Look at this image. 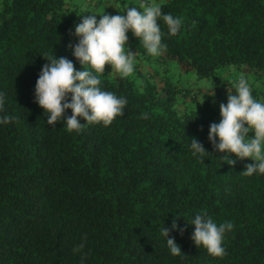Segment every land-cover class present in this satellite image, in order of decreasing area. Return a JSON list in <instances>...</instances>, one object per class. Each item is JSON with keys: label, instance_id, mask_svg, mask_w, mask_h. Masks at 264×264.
<instances>
[{"label": "trees", "instance_id": "1", "mask_svg": "<svg viewBox=\"0 0 264 264\" xmlns=\"http://www.w3.org/2000/svg\"><path fill=\"white\" fill-rule=\"evenodd\" d=\"M155 2L181 20L179 31L169 35L158 18L166 50L156 57L129 31L130 77L114 76L110 65L103 74L87 67L101 90L127 104L110 125L77 117L85 125L69 133L63 120L71 109L48 125L34 89L54 56L81 70L67 45L78 42L75 26L92 13L68 0H0V119L13 118L0 123V264H264V174L243 175L252 161L233 155L229 165L208 140L219 106L236 92L228 75L254 80L252 96L264 102V0ZM118 3L89 5L101 14ZM190 72L223 90L195 92L175 80ZM193 138L209 154L194 156ZM205 211L217 226L233 224L223 257L191 239L192 221ZM163 227L181 255L171 254Z\"/></svg>", "mask_w": 264, "mask_h": 264}, {"label": "clouds", "instance_id": "2", "mask_svg": "<svg viewBox=\"0 0 264 264\" xmlns=\"http://www.w3.org/2000/svg\"><path fill=\"white\" fill-rule=\"evenodd\" d=\"M137 7H128L126 14L109 16L84 15L81 22L75 26L73 36L78 38L75 45L69 44L74 57L79 61L81 70H76L73 62L66 57L48 60L43 65L36 81L35 102L47 114L46 123L55 126L65 117L67 109H71V116L65 118L66 130L79 133L85 124H100L108 126L117 116L123 115L127 100L116 94L101 90L98 75L87 70L90 67L97 74H103L105 65L111 66V74L119 78L130 77L134 72L135 53L125 52L128 41L127 33L131 31L139 39L140 44L152 57L159 56L166 50L161 43L162 32L158 18L163 19L169 35H176L181 26V20L171 14H163L161 5L152 3ZM235 94H229L227 104L219 106L220 121L209 125L208 140L214 151L224 153L221 159H227V164L234 165L235 156L240 160H250L245 165L243 175L252 176L253 173L264 174V102L252 96L248 80L243 74L235 84ZM71 94L70 102L66 101ZM214 95V93H213ZM4 106V94L0 93V111ZM77 117L86 122L81 124ZM143 119H148L147 113H142ZM13 119L4 116L0 123L7 124ZM248 133H252L248 137ZM193 155L209 154L203 145L193 138L191 141ZM194 232L191 239L194 245L202 246L207 253L214 257H223L225 249L222 247L224 234L231 231L233 224L227 222L217 224L206 211L195 216L192 221ZM171 230H177L175 221ZM181 233L183 229H180ZM170 229L163 227L161 233L167 239V245L174 256L181 255V248L174 238L169 237ZM81 244L73 251H81Z\"/></svg>", "mask_w": 264, "mask_h": 264}, {"label": "rangeland", "instance_id": "3", "mask_svg": "<svg viewBox=\"0 0 264 264\" xmlns=\"http://www.w3.org/2000/svg\"><path fill=\"white\" fill-rule=\"evenodd\" d=\"M95 0H68V2L77 5L80 9L83 10H88L89 12L92 13V15H97L96 19L97 21L99 20V16L102 14H107L109 16L111 15H123L124 13L126 14V10L128 7H137L138 9L141 8L140 5V1L139 0H120L121 3L118 5V9L114 8L115 13L112 12V8L113 6L111 5L110 10L111 13H109L110 10H108L107 8L103 7V5L100 6L101 10L102 7L105 8V13L102 11L101 14L99 13V5L96 7H93L89 4H92ZM96 9V10H95ZM111 14V15H110ZM114 15V16H115ZM231 69V73L233 71V68ZM218 73V72H217ZM245 76V75H244ZM232 78L229 77V75L226 77L228 78V80L231 82V84L235 85L238 82L239 77H235V75L233 74L231 76ZM245 78L248 80L249 85L252 84L253 87L257 86V83L254 82V80H252L251 78H248L247 76H245ZM175 80L179 83V84H183V85H191V89H193L195 92H198V90H202L204 91L205 89L208 90V88L212 91L211 93H216L219 91L223 90V85L220 81H214L212 78H201V79H197L194 74L192 72L190 73H183V74H179L178 78L176 77ZM190 87V86H189Z\"/></svg>", "mask_w": 264, "mask_h": 264}]
</instances>
